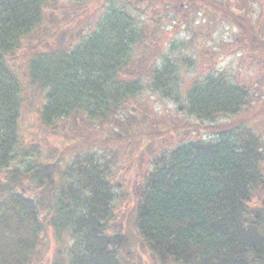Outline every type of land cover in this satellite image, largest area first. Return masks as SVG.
I'll use <instances>...</instances> for the list:
<instances>
[{
	"label": "trees",
	"instance_id": "16d2710c",
	"mask_svg": "<svg viewBox=\"0 0 264 264\" xmlns=\"http://www.w3.org/2000/svg\"><path fill=\"white\" fill-rule=\"evenodd\" d=\"M66 1L90 12L84 26L61 25L63 0H0V264H30L45 226L62 242L54 264H143L146 253L158 264H264V101L223 73L185 83L190 39L174 36L153 56L146 0ZM178 4L225 16L264 58L248 14L221 0ZM146 89L201 120L228 119L173 128L203 127L209 137L183 136L153 156L132 187L137 239L114 230L113 164L96 146L160 134L147 115L121 121ZM32 91L43 126L75 133L43 156L19 133ZM111 122L123 134L112 137Z\"/></svg>",
	"mask_w": 264,
	"mask_h": 264
},
{
	"label": "rangeland",
	"instance_id": "374dc122",
	"mask_svg": "<svg viewBox=\"0 0 264 264\" xmlns=\"http://www.w3.org/2000/svg\"><path fill=\"white\" fill-rule=\"evenodd\" d=\"M63 2L66 3L64 6L67 10L65 17L60 20L61 25L71 28L84 26L89 19L87 16L90 12L77 9L74 3H68L66 0ZM179 2L180 0L144 1L151 18L149 24L153 29L150 38L157 45L153 48L152 55L157 56L165 48L164 43H168L174 36H179L180 39H190L188 51L193 56V61L185 66L182 65L181 68L185 83L199 75L223 73L226 78L234 82L246 84L254 97L264 101V58L248 48L240 28L225 16L207 9L206 6L185 7L183 4L179 5ZM221 2L237 12L248 14L256 30L264 36V0H221ZM97 5L98 3L95 2L94 6ZM50 26L55 30L54 27H58V23H51ZM24 57L21 52L17 55L21 66L24 64ZM32 95V93L29 94V96ZM29 102H34L33 107L29 103L24 104L19 123V133L24 145L28 148L35 145L34 149L39 150L42 156L49 154L53 148H61L75 133L69 131L70 133L63 134L40 123L38 108L41 107L43 101L36 92H34V99ZM130 106L126 112L133 114V120L129 114H121L123 127L130 126L133 121L139 124L143 120L142 117L147 115L160 134L144 141L120 139L119 143L109 142L106 148L97 145L96 150L103 155L102 160L113 164L110 170L116 190L113 223L119 225L114 230L123 235L128 232L138 239L132 208L134 204L132 187L142 180L143 175L151 166L153 156L162 148L185 140L183 136L194 139L209 137L203 127L190 126L187 130L182 129L184 130L182 132L173 128L180 129V126L184 124L216 123L228 118L217 115L212 119L201 120L179 110L172 100L162 98L148 89L138 95L137 101H130ZM261 117H257L256 120ZM259 122L261 126H264V120ZM105 130H113L115 135L112 137H117L118 132L123 134L122 128L113 122L108 123ZM105 130H102V133ZM89 131L92 130L89 129ZM97 131H100L99 128ZM100 136L102 137V134ZM82 137L81 139H84L85 136ZM252 202L257 204L259 201L256 199ZM61 246V239L59 240L55 231L45 226L40 244L30 264H54L56 256H60L57 251ZM65 252L66 246L63 248V256ZM140 259L143 264H158L147 253L143 254ZM138 262L139 259H129L126 264H138Z\"/></svg>",
	"mask_w": 264,
	"mask_h": 264
}]
</instances>
